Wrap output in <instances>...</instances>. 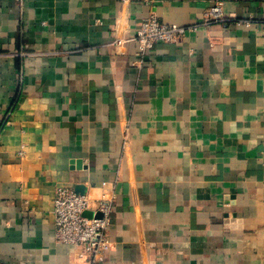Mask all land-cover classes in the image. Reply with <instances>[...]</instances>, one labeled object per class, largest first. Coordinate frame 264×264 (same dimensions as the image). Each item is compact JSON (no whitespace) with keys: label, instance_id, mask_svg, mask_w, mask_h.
<instances>
[{"label":"crops","instance_id":"crops-1","mask_svg":"<svg viewBox=\"0 0 264 264\" xmlns=\"http://www.w3.org/2000/svg\"><path fill=\"white\" fill-rule=\"evenodd\" d=\"M59 186L114 195L101 264H264V0H0V264H85Z\"/></svg>","mask_w":264,"mask_h":264},{"label":"built area","instance_id":"built-area-1","mask_svg":"<svg viewBox=\"0 0 264 264\" xmlns=\"http://www.w3.org/2000/svg\"><path fill=\"white\" fill-rule=\"evenodd\" d=\"M146 1L153 3L154 0ZM224 19L221 2L206 11L202 23L188 26L161 21L153 11L141 22L137 31L138 55L142 58L158 43L177 42L200 25L206 26ZM114 200V195L105 196L93 208L87 195L69 186H59L54 199L56 241L74 246L76 257L85 264L103 263L111 247L108 233ZM87 211H91L92 215H85Z\"/></svg>","mask_w":264,"mask_h":264},{"label":"water","instance_id":"water-1","mask_svg":"<svg viewBox=\"0 0 264 264\" xmlns=\"http://www.w3.org/2000/svg\"><path fill=\"white\" fill-rule=\"evenodd\" d=\"M81 188V187H80ZM77 192H81L80 190H77ZM82 193V192H81ZM85 215H87V216H91L92 215V212L91 211H87L86 213H85ZM98 216H100V214H98Z\"/></svg>","mask_w":264,"mask_h":264}]
</instances>
